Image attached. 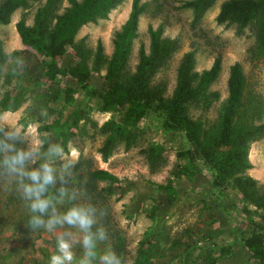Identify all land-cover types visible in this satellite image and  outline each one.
<instances>
[{
    "label": "rangeland",
    "instance_id": "obj_1",
    "mask_svg": "<svg viewBox=\"0 0 264 264\" xmlns=\"http://www.w3.org/2000/svg\"><path fill=\"white\" fill-rule=\"evenodd\" d=\"M55 1L46 15L49 28L56 13H62L69 5L68 0ZM185 1L142 0L145 10L139 16L125 72L134 73L139 48H149L148 25L160 27L162 36L177 45L151 78V84L162 89L166 98L176 88L178 68L185 53L194 52L193 69L198 73L209 68L220 55L221 69L207 88V100L205 96L187 103L189 115L200 121L206 136L218 127L228 97L229 68L239 62L245 81L235 123L259 131L249 142L251 167L234 176L249 175L264 191V50L257 46L258 28L252 22L242 34H237L235 24L218 23L215 17L225 0H214L198 19L191 8L184 6ZM131 2L123 0L106 19L83 25L67 54L59 58L60 65H73L71 59L81 53L84 65L91 69L100 40L104 61L99 72L105 74L115 32L126 20ZM45 3L46 0H30L12 12L8 23L0 24L2 51L7 55L0 65V99L6 92L23 94L16 109L0 113V130L6 136L14 130L19 136L17 148L30 147L41 156L49 144H61V129L70 127L77 134L63 148L65 159H71L74 165L71 175L66 176V187L77 192L76 203L95 205L98 217L101 210H106V216L94 230L103 226L109 238L97 251L113 250L122 264H133L139 241L150 233L155 242L154 264H264V257L258 260L251 256L247 241L260 238L264 245V200L256 206L242 201L236 190L218 184L207 159L186 141L184 133L165 129L164 113L156 106L131 125L125 121V112L104 109L102 99L85 92L74 76L46 79L40 65L42 56L22 42L16 26L21 18L27 26L34 25L37 11ZM119 125L134 132L133 143L126 148L125 139L118 138L104 161L99 148L112 128ZM41 135L48 137L47 144ZM151 157L156 159L154 167L150 165ZM40 162L43 161L32 166L39 167ZM52 163L59 168L63 161L57 157ZM100 170L108 171L116 179ZM60 187L58 180L50 193L56 195ZM71 203L58 206L66 210ZM28 218L26 202L15 185L0 178V264H48L55 250L54 236L44 230L32 231L27 227ZM80 251L77 247V255Z\"/></svg>",
    "mask_w": 264,
    "mask_h": 264
},
{
    "label": "trees",
    "instance_id": "obj_2",
    "mask_svg": "<svg viewBox=\"0 0 264 264\" xmlns=\"http://www.w3.org/2000/svg\"><path fill=\"white\" fill-rule=\"evenodd\" d=\"M29 1L2 0L0 2V24L8 23L12 12ZM122 1L68 0L69 5L62 13H56L55 22L49 28L46 15L49 7L56 1L46 0V3L37 11L34 25L27 26L24 19L21 18L16 23L17 30L22 42L42 56L40 65L47 80H55L58 76H74L76 83L85 92L94 93L102 99L104 109L118 108L125 112L127 116L125 121L126 123L131 122V125L144 117L152 106H156L158 111L164 113L163 126L165 129L184 133L186 141L195 145L207 159L218 184L227 185L232 190H236L240 193L242 201L253 202L256 206H260L261 201L264 200V191L257 180L249 175L234 176L236 172H242L251 167L248 161L249 142L259 131L252 126L240 127L235 123L245 81L239 62L233 63L229 68L228 97L218 127L206 136L203 135L200 121L189 115L187 103L206 96L207 88L218 77L222 58L217 55L209 68L198 73L193 69L194 52L185 53L178 68L176 88L172 96L166 98L162 89L151 84V78L176 50L177 45L174 40L162 36L160 27L154 28L152 25H148L149 48L146 50L143 45L139 48L135 71L132 74H127L125 66L132 50L133 38L137 35L139 16L145 10V3L142 0H132L126 20L116 30L113 51L106 61L105 74L102 75L99 72V66L104 61L100 40L91 69L84 65L81 53L79 54L76 48L74 50L77 55L79 54V57L76 58L77 60L71 59L73 65H69V67L60 65L59 58L67 54V48L72 45L78 30L85 24L106 19L110 11ZM213 2L214 0H186L184 6L191 8L194 18L198 19ZM215 18L218 23L235 24L237 34H242L244 29L254 22L258 28L257 46L260 50H264V0H225L220 5ZM6 57L7 55L2 51V39L0 38V65ZM22 96V93L6 92L0 99V113L16 109ZM76 110L77 107L73 112ZM70 117L71 115L67 116L66 121ZM107 124L108 122L105 126ZM58 127L56 125L55 129ZM59 132L60 143L65 149L69 138H77V134L71 132L70 127H65ZM4 137H6L5 132L0 130V138ZM41 138L44 139V144H47L48 137L41 135ZM118 138H124L125 146L128 148L133 143L134 132L127 130L126 125L113 127L112 133L107 136L99 148L104 161L110 156ZM155 158L158 157L155 156ZM155 158L151 160V167L155 166ZM99 172L110 179H116L108 171L100 170ZM171 193H175V190ZM238 232L241 233L242 229H239ZM249 240L247 241L251 256L263 260L264 245L260 238L251 240L250 243ZM154 246L152 234L147 233L139 241L133 264H154Z\"/></svg>",
    "mask_w": 264,
    "mask_h": 264
},
{
    "label": "clouds",
    "instance_id": "obj_3",
    "mask_svg": "<svg viewBox=\"0 0 264 264\" xmlns=\"http://www.w3.org/2000/svg\"><path fill=\"white\" fill-rule=\"evenodd\" d=\"M18 134L12 130L0 138V178L15 185V190L26 202L29 212L27 227L32 231L44 230L54 236L55 250L48 264H122L115 251L105 249L98 252L99 245L108 240L107 230L100 224L106 216L90 202H79L76 191L66 185V176L74 167L71 159H65L61 144H49L44 156L33 148H17ZM45 157L47 158L45 160ZM59 157L63 163L59 168L52 161ZM37 161L39 167L32 165ZM59 180L61 187L56 195L50 193ZM63 202H73L66 210L58 206ZM77 247L81 250L77 255Z\"/></svg>",
    "mask_w": 264,
    "mask_h": 264
}]
</instances>
